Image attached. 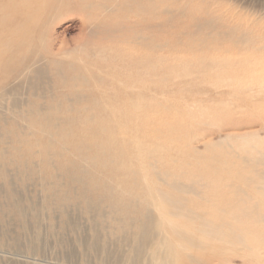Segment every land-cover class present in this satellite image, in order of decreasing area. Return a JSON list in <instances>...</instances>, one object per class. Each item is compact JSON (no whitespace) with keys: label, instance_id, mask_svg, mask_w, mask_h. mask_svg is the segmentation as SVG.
I'll list each match as a JSON object with an SVG mask.
<instances>
[{"label":"rangeland","instance_id":"obj_1","mask_svg":"<svg viewBox=\"0 0 264 264\" xmlns=\"http://www.w3.org/2000/svg\"><path fill=\"white\" fill-rule=\"evenodd\" d=\"M39 17L0 77V264H264V0H45ZM173 226L206 247L167 245Z\"/></svg>","mask_w":264,"mask_h":264},{"label":"bare ground","instance_id":"obj_2","mask_svg":"<svg viewBox=\"0 0 264 264\" xmlns=\"http://www.w3.org/2000/svg\"><path fill=\"white\" fill-rule=\"evenodd\" d=\"M44 7H45V0H0V77L1 78H4L5 74L11 71L10 65H12L15 62L21 63L24 61L25 58H27L29 53L28 51L29 47L32 45L33 41H35L36 39L38 40V38L41 41L39 32H37L35 26L36 24H39V18H40L39 16L43 14ZM54 16H55L54 20H58L59 16L56 14ZM38 68L39 70L36 68L35 70L40 71V67ZM189 187L190 186L188 185L185 186L186 189H189ZM157 194L159 195L158 197L161 198L160 200L161 203L170 202L171 204H173L172 206L174 208H178V209L181 208L179 206L181 204V201L177 200L178 198L175 199L173 197L174 195L172 196V194L169 193V190L168 191H165L164 189L159 190ZM190 212L196 214L195 211L188 209L187 213L190 214ZM187 216H188L187 219L193 218L191 214L190 216L189 215ZM198 216L199 215L196 214V218L201 219V223L194 224L196 226L194 225H190V226L193 227V229L195 228L200 229L201 232L205 234L204 235L205 238L211 237L210 239L214 238L223 241L224 243L222 244V247H224L225 249L233 248V246L238 244H242V243L245 244V241L247 239L243 234L239 233L238 230L225 224L222 225H219L217 223L211 224L208 221ZM187 219L186 222L187 224H189ZM149 226L150 224H147L146 227H143V229L147 231L148 229L147 227ZM207 226H210V228H206ZM175 238L177 239L182 238V243L185 244L186 246H200L202 248L206 247L205 240L201 238L198 239V237H193V235L189 233V231L178 226L172 227V232L167 238V245H170L171 247H175ZM253 249L255 253L258 254L257 250H255L256 248ZM171 251L174 252V250ZM180 255H182V258L184 260H185L184 257L186 256H192L191 258L195 259V256L190 254L188 250L181 251ZM161 260L162 263H167V262L173 263L172 257L168 255L166 256L163 255L161 257Z\"/></svg>","mask_w":264,"mask_h":264}]
</instances>
